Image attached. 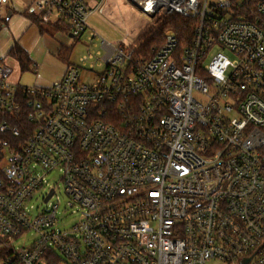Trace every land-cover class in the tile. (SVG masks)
Segmentation results:
<instances>
[{
    "label": "built area",
    "instance_id": "2783aa9c",
    "mask_svg": "<svg viewBox=\"0 0 264 264\" xmlns=\"http://www.w3.org/2000/svg\"><path fill=\"white\" fill-rule=\"evenodd\" d=\"M41 2L89 48L49 87L0 64V264H264V0H133L195 22L149 58L100 37L84 0Z\"/></svg>",
    "mask_w": 264,
    "mask_h": 264
},
{
    "label": "crops",
    "instance_id": "0c3cea01",
    "mask_svg": "<svg viewBox=\"0 0 264 264\" xmlns=\"http://www.w3.org/2000/svg\"><path fill=\"white\" fill-rule=\"evenodd\" d=\"M129 1L133 3V0H84L92 10L88 20L90 27L100 36L103 31L100 33L98 27L94 28L90 22L93 13L98 12L102 14L101 17H106L105 15H110L114 7L121 4L129 5ZM41 3V0H3L0 6V60L6 65H8L6 61H10L9 58L16 62L20 70L16 72L17 74L8 65L12 69L10 80L16 85L49 87L62 78L69 66L74 65L70 61V55L73 54L75 44L81 37L80 39L74 37L70 23L57 11L51 10L48 14L46 10H41ZM32 16L38 23L34 22ZM84 37L88 42L89 33H85L82 38ZM118 42L124 44L123 41ZM16 43L28 55L29 62L25 69L11 55ZM126 46H133V44ZM46 64H48L47 67ZM51 64L53 71H49L50 74L45 73L47 70L41 72L42 67L49 68ZM35 71L36 75H32ZM92 77L94 79V76Z\"/></svg>",
    "mask_w": 264,
    "mask_h": 264
},
{
    "label": "rangeland",
    "instance_id": "374dc122",
    "mask_svg": "<svg viewBox=\"0 0 264 264\" xmlns=\"http://www.w3.org/2000/svg\"><path fill=\"white\" fill-rule=\"evenodd\" d=\"M129 5H118L117 7H114L112 9V12L110 15H105L106 17H101L102 14L98 12H94L91 17V24L94 26V28L98 27V31L101 33L100 37L105 39L109 43H116L118 41H123L125 45L133 44V46L137 45V38L142 34V32L146 29L147 26L152 25L158 16L163 15L160 14L156 16L155 18H146L144 14L140 12V10L134 6V4L129 1ZM169 33L166 34L164 41H162V44L165 42L166 37ZM75 41V40H73ZM78 43V44H77ZM75 45L76 48L73 51V54L70 55V61L77 66H82L83 61L82 59L86 56L88 53V43L85 40V37L80 39ZM162 44H159L158 47H154L151 50V56L153 55L154 51L159 48ZM94 50H98V47L95 48L93 46ZM147 56V55H145ZM148 57V56H147ZM10 61H6V63L13 69V72L15 71V74H17V71L19 70V67L16 65V62L12 60V58H9ZM211 61V58H209L206 61V65H208ZM92 61H86L85 69L82 71V80L83 82L93 83L94 80L92 79V75H90L86 68L90 65ZM48 64H46V67ZM42 67L41 72H45L47 70V74H50L49 71H53L52 64L49 65V68ZM28 73V72H27ZM25 73V74H27ZM14 74V75H15ZM44 74V73H42ZM29 75V73L27 74ZM31 75V73H30ZM32 75H36L32 72ZM48 76V75H46ZM61 173L58 171H53L47 176V180L50 183L51 186L59 184V196L61 197V205L59 206L58 214H59V224L58 227L60 229H69L71 226H73L79 219L80 214L77 212V209L75 207L70 208L67 205V198L63 192V184L60 181ZM48 190L45 189L40 195V198H34L31 200L29 208H30V214L32 216H36L40 210H42L47 205L43 202V195ZM57 200V199H55ZM34 242V236H29L27 238H22L16 243V247H29Z\"/></svg>",
    "mask_w": 264,
    "mask_h": 264
},
{
    "label": "trees",
    "instance_id": "16d2710c",
    "mask_svg": "<svg viewBox=\"0 0 264 264\" xmlns=\"http://www.w3.org/2000/svg\"><path fill=\"white\" fill-rule=\"evenodd\" d=\"M32 19L35 23L37 22L35 17L32 16ZM194 26L195 22L193 20L186 19L180 15H160L155 22L152 25L147 26L137 38V53L144 57L148 56L147 58L151 57V50L154 47H158L159 44H162L167 33H174L178 38L180 46H188L194 39ZM11 55L20 62L23 69L27 67V63L29 62L28 55L18 43L13 47ZM0 64H2L1 60ZM21 125L24 126L22 123L20 126ZM23 135L25 137L28 133L23 132ZM24 137L23 139H25Z\"/></svg>",
    "mask_w": 264,
    "mask_h": 264
},
{
    "label": "water",
    "instance_id": "95a60500",
    "mask_svg": "<svg viewBox=\"0 0 264 264\" xmlns=\"http://www.w3.org/2000/svg\"><path fill=\"white\" fill-rule=\"evenodd\" d=\"M51 194H52V193H51ZM51 194L48 196V198L51 196ZM48 198H47V200H48ZM47 200H46V201H47Z\"/></svg>",
    "mask_w": 264,
    "mask_h": 264
}]
</instances>
